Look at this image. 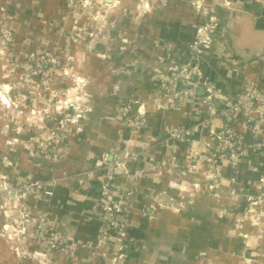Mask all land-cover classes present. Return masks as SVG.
<instances>
[{
	"label": "crops",
	"instance_id": "obj_1",
	"mask_svg": "<svg viewBox=\"0 0 264 264\" xmlns=\"http://www.w3.org/2000/svg\"><path fill=\"white\" fill-rule=\"evenodd\" d=\"M194 1L95 0L80 8L66 0H0V27L12 31L9 42L0 41V87L8 101L0 100V170L9 185L28 176L48 182L50 193L29 194L25 206L77 244L71 252H51L31 230L19 235L13 223L3 227L15 195L1 193L0 264H264V105L255 145L244 115L220 114L219 99L209 113L199 100L163 108L155 96L159 76L191 59L194 29L209 13L217 28L199 59L202 77L229 99L246 83L264 88V6ZM77 30L81 37L72 42L69 34ZM34 49L53 51L72 66L67 77L52 75L53 86L68 93L61 102L70 113L66 148L56 160L26 141L58 115L45 91L19 81ZM129 97L145 109L137 130L120 113ZM201 119L205 125L173 150L165 144L170 126ZM215 133L240 146L235 161L217 150ZM109 153L134 158L113 179L126 231L110 230L102 241L97 189Z\"/></svg>",
	"mask_w": 264,
	"mask_h": 264
},
{
	"label": "built area",
	"instance_id": "obj_2",
	"mask_svg": "<svg viewBox=\"0 0 264 264\" xmlns=\"http://www.w3.org/2000/svg\"><path fill=\"white\" fill-rule=\"evenodd\" d=\"M165 1V0H162ZM264 6V0H253ZM72 7L86 8L95 3V0H66ZM222 5H229L228 0H218ZM195 5L200 2L194 1ZM217 28V18L214 14L206 15L204 21L198 24L193 33V40L190 44L191 59L179 66L172 68L169 72L159 76L156 83L155 96L158 106L163 108L179 105L184 100L199 102L209 113H214L216 100L223 102L220 114L242 113L248 125L250 136L255 145H260V135L263 123L264 88L257 87L251 83H246L243 91L235 98L229 99L221 95L216 85L207 78H203L200 72L199 59L212 45ZM81 37L80 30L69 34L72 42H78ZM12 39V31L8 27H0V41L5 44ZM264 56V51L262 52ZM72 57H67L71 61ZM72 70L71 65L63 63L61 58L53 51L30 50L25 58V66L21 75V81L38 87L47 93V100L52 102L54 108L60 114L54 119L52 125L40 127L30 137L34 152L43 155L51 160L58 159L65 151L64 139L70 124V113L66 111V105L61 102V96L66 97L68 93L53 86V74L58 72L60 76H69ZM5 91L0 87V100L6 102ZM123 117L128 118L133 130L144 126L146 114L143 102L134 97H129L120 109ZM205 125V120L201 119L192 126L172 125L165 132V144L174 149L175 144L187 137L192 132L199 130ZM218 151L225 153L235 161L241 154L240 146L229 136L221 133L213 134ZM134 154L123 157H114L112 161H106L103 165V180L100 181L97 189V203L102 216L104 227L101 231V240L106 241L109 231H116L123 235L126 231L127 223L123 219L125 210L124 201L115 193L113 179L128 172V161L133 159ZM210 158H208L209 160ZM174 160V156L171 157ZM143 171H134L135 177H140ZM260 185L264 188V178L259 179ZM50 182H54L51 180ZM49 182V183H50ZM48 182L27 177L12 188V192L17 194L18 211L16 222L18 232L24 234L31 230L35 241L45 250L58 253L74 251L77 247L75 242L67 241L64 236L49 222L45 215H34L27 210L24 201L30 193L38 198L50 193L46 189ZM10 190L11 187L4 186ZM11 191V190H10ZM8 191V192H10ZM263 200L262 195L257 196V201Z\"/></svg>",
	"mask_w": 264,
	"mask_h": 264
},
{
	"label": "rangeland",
	"instance_id": "obj_3",
	"mask_svg": "<svg viewBox=\"0 0 264 264\" xmlns=\"http://www.w3.org/2000/svg\"><path fill=\"white\" fill-rule=\"evenodd\" d=\"M24 66H25V63H24ZM24 70V69H23ZM23 72V71H22ZM22 72H21V74L19 75V81L21 82V83H23L22 81H21V75H22ZM60 114V112L58 111V115ZM32 135V134H31ZM30 135V136H31ZM30 136H28V138L26 139V141L28 142L29 141V137ZM32 148H33V146H32ZM33 150H34V148H33ZM3 174V171H1L0 170V194L1 193H8V191H13L12 190V188H14L15 186H17L20 182H22V181H20V182H18V183H16V184H14V185H9L8 183H7V180H6V176L5 175H2ZM28 177H30V176H28ZM30 178H32V177H30ZM27 178H25L24 180H26ZM32 179H35V178H32ZM4 186H6V187H11V189L10 190H8V189H4ZM14 195H15V198H14V200L12 201V203H10V208H11V210L13 211V213H12V215H11V218H9L8 220H6L5 222H4V224H3V227H4V225L6 224V223H8V224H12L13 223V225H14V227H15V231H16V233L17 234H19L20 235V233L18 232V228H16V226H17V223L18 222H16V216H17V211H18V207H19V205H18V200H17V194L16 193H13ZM30 194H34V193H30ZM28 198V197H27ZM26 201V200H25ZM25 201H24V204H25ZM26 207V206H25ZM27 208V207H26ZM6 210V209H5ZM28 210V209H27ZM5 216H7L6 214H5ZM2 227V228H3Z\"/></svg>",
	"mask_w": 264,
	"mask_h": 264
},
{
	"label": "water",
	"instance_id": "obj_4",
	"mask_svg": "<svg viewBox=\"0 0 264 264\" xmlns=\"http://www.w3.org/2000/svg\"><path fill=\"white\" fill-rule=\"evenodd\" d=\"M106 1H110V0H106ZM216 103H217V102H215V104H216ZM113 158H114V155H113V154H110V153H109V154H106V155H105V160H106V161H109V162H110V161L113 160Z\"/></svg>",
	"mask_w": 264,
	"mask_h": 264
}]
</instances>
